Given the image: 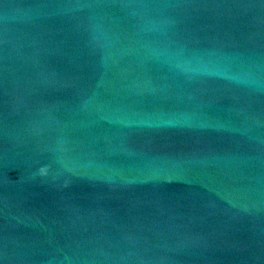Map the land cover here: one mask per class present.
<instances>
[{
    "label": "water",
    "instance_id": "1",
    "mask_svg": "<svg viewBox=\"0 0 264 264\" xmlns=\"http://www.w3.org/2000/svg\"><path fill=\"white\" fill-rule=\"evenodd\" d=\"M0 22L264 264V0H0Z\"/></svg>",
    "mask_w": 264,
    "mask_h": 264
}]
</instances>
